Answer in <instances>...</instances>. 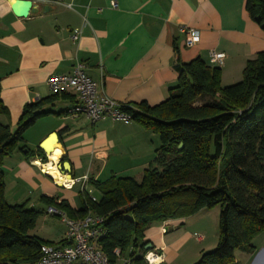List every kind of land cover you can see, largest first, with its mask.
I'll list each match as a JSON object with an SVG mask.
<instances>
[{
	"label": "crops",
	"instance_id": "crops-1",
	"mask_svg": "<svg viewBox=\"0 0 264 264\" xmlns=\"http://www.w3.org/2000/svg\"><path fill=\"white\" fill-rule=\"evenodd\" d=\"M17 1L21 0H0V98L8 110L0 122L11 131L26 104L52 95L47 78L70 74L78 63L97 83L99 94L123 105L144 102L154 106L163 102L177 83V57L181 63L199 58L209 64L211 51L223 53L218 66L221 83L231 85L241 80L246 61L264 52V32L247 14L246 0H30L35 11L24 17L14 12L18 5L24 9ZM111 2L117 8L113 9ZM181 27L196 30L198 43L182 47ZM75 32H79L77 40L72 39ZM72 105L60 99L45 107L62 114L37 120L24 133L28 155L18 149L5 157L2 165L6 203H26L27 209L40 212L37 221L42 219L44 224H54L51 217H55L57 224L45 236L37 233L36 227L30 231L53 243L65 239L66 227L47 213L49 206L43 197L65 201L71 209L79 210L82 187L95 191L89 180L121 177L140 181L159 147L157 136L134 121L105 118L91 124L84 116L71 117L68 110ZM51 133L59 135L54 144L60 158L70 165L71 187H59L60 183L43 171L36 150ZM203 212L153 223L145 230L143 242L150 245L147 252L158 256L152 264H195L202 253L215 248L217 226L209 227ZM260 247L255 246L253 253L240 250L234 264H253L258 252L264 251V244ZM134 253V258L139 257L136 250ZM131 260L125 255L116 263L135 264Z\"/></svg>",
	"mask_w": 264,
	"mask_h": 264
},
{
	"label": "trees",
	"instance_id": "trees-1",
	"mask_svg": "<svg viewBox=\"0 0 264 264\" xmlns=\"http://www.w3.org/2000/svg\"><path fill=\"white\" fill-rule=\"evenodd\" d=\"M245 10L264 32V0H246ZM175 69L177 83L163 102L120 107L159 138L140 181L89 180L101 198L93 202L80 191L79 210L65 201L42 198L71 219L88 212L102 216L105 236L99 245L112 263L128 254L131 262L142 264L147 253L144 232L151 224L187 218L217 205V244L195 264H234L235 251L253 253L251 240L264 232V52L246 61L241 80L226 87L221 85L220 68L199 58L181 63L177 57ZM60 99L75 102L72 95L52 94L26 104L14 131L0 122V264H32L42 245L66 244L30 234L40 212L27 209L26 203H6L2 172L5 157L18 149L28 155L25 131L42 117L62 114L44 109ZM1 115L8 116V110L0 98ZM36 152L46 163L44 153L39 148ZM134 250L139 257L134 258Z\"/></svg>",
	"mask_w": 264,
	"mask_h": 264
},
{
	"label": "built area",
	"instance_id": "built-area-1",
	"mask_svg": "<svg viewBox=\"0 0 264 264\" xmlns=\"http://www.w3.org/2000/svg\"><path fill=\"white\" fill-rule=\"evenodd\" d=\"M39 2H51L54 0H37ZM113 9L117 8L115 2L110 3ZM180 32L184 35L182 47L190 48L199 41V33L188 27H181ZM79 32L72 35L73 40L78 39ZM224 54L221 52L211 51L208 62L213 66H220L224 60ZM46 85L51 94H71L75 97V102L68 110L71 117H86L91 124H94L105 118L112 120L129 122L131 117L121 111L123 105L118 103L104 94L97 91L98 85L91 80L85 73L84 66L76 64L72 73L50 76L46 80ZM74 182V180H72ZM71 185H63L71 187ZM81 192L84 199H90L95 202L96 198L92 196L90 190L82 187ZM47 213L58 217L66 227L65 245H42L40 247V257L32 264H117L112 263L103 253L99 242L105 236L104 218L90 212L83 218L71 219L65 213L55 208L48 207ZM113 253L118 256V249ZM149 256L158 259L152 251L143 256L147 264H152Z\"/></svg>",
	"mask_w": 264,
	"mask_h": 264
},
{
	"label": "rangeland",
	"instance_id": "rangeland-1",
	"mask_svg": "<svg viewBox=\"0 0 264 264\" xmlns=\"http://www.w3.org/2000/svg\"><path fill=\"white\" fill-rule=\"evenodd\" d=\"M240 81V80H239ZM221 85L223 87L229 86V85H223V83H221ZM232 85V84H231ZM206 99L203 100H199L197 102V104L203 103L205 102ZM156 135V134H154ZM157 136V135H156ZM157 142L159 143V138L157 136ZM77 192H78V188H77ZM92 192V191H91ZM92 196H94L97 200H99L101 198V195L98 191H93L92 192ZM219 211H220V207L217 205L211 209L208 210H204L203 213H205L206 217H207V222L209 227L210 226H217L218 227V217H219ZM52 219H54L53 221L55 222L54 224L47 222L46 224L42 223V219H40L39 221L36 222L35 224V230L37 231V233H39L41 236H45L46 232H51L52 228L55 227V224H57V220L55 217H51ZM49 218V219H51ZM49 226L51 227V229L49 230ZM49 230V231H48ZM264 244V232H261L260 234L256 235L255 237H253V239L251 240V245H253L254 247L257 246L258 248H261L260 246H262ZM211 251V250H210ZM209 252V251H207ZM240 252V250H236L235 254L238 255V253ZM127 257L128 254H126ZM253 264H264V251L260 250L255 258V261L253 262Z\"/></svg>",
	"mask_w": 264,
	"mask_h": 264
},
{
	"label": "bare ground",
	"instance_id": "bare-ground-1",
	"mask_svg": "<svg viewBox=\"0 0 264 264\" xmlns=\"http://www.w3.org/2000/svg\"><path fill=\"white\" fill-rule=\"evenodd\" d=\"M24 7V6H23ZM27 9L24 7V9L20 8L19 5L15 6L14 12L16 15L20 16L23 13H25ZM55 137H50V139L46 142H44L42 144V148L44 149L46 155H47V159L48 161L46 163H44L42 165L43 171H45L46 173H48L51 177H53V179H55L58 183H60L61 185H71V182L67 179L66 176H63L61 173H59L55 167L53 166L54 163H58L59 159H60V153L57 150V147L55 146ZM46 145V147H45ZM39 165V163H38ZM57 165V164H56ZM57 168V166H56ZM149 260L153 263L155 261H158V259L154 258L153 256H149Z\"/></svg>",
	"mask_w": 264,
	"mask_h": 264
},
{
	"label": "water",
	"instance_id": "water-1",
	"mask_svg": "<svg viewBox=\"0 0 264 264\" xmlns=\"http://www.w3.org/2000/svg\"><path fill=\"white\" fill-rule=\"evenodd\" d=\"M16 3L24 6L25 8L27 6V11H25V13L20 15V17L27 16V14H31L35 11V5L30 0H21V1H17ZM52 136L55 137L56 140H59V135L57 133H51L48 135L47 138L52 137ZM42 144H43V142L38 146V148L44 153L45 157L47 158V155H46L44 149L42 148ZM179 148H181V145L179 146ZM56 166H57V169L59 170V172L62 173L63 176H66L69 181L73 180V178L71 176V168H70V165L67 161H62V159L60 158ZM62 186L63 185L59 184V187H62ZM148 248H150V245H146L144 247L145 250H148Z\"/></svg>",
	"mask_w": 264,
	"mask_h": 264
}]
</instances>
